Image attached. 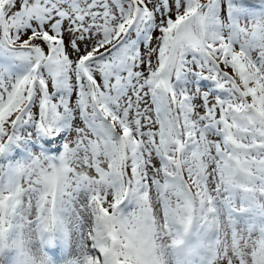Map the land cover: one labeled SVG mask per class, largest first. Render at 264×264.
I'll list each match as a JSON object with an SVG mask.
<instances>
[{"label": "snow or ice", "instance_id": "1", "mask_svg": "<svg viewBox=\"0 0 264 264\" xmlns=\"http://www.w3.org/2000/svg\"><path fill=\"white\" fill-rule=\"evenodd\" d=\"M26 246L264 264V0H0V264Z\"/></svg>", "mask_w": 264, "mask_h": 264}, {"label": "clouds", "instance_id": "2", "mask_svg": "<svg viewBox=\"0 0 264 264\" xmlns=\"http://www.w3.org/2000/svg\"><path fill=\"white\" fill-rule=\"evenodd\" d=\"M32 243H36V241H32ZM35 257V249H32L30 247H25L24 249H22L21 251V255L19 257V261L18 264H27L26 262V257ZM36 264H39V261H36Z\"/></svg>", "mask_w": 264, "mask_h": 264}, {"label": "rangeland", "instance_id": "3", "mask_svg": "<svg viewBox=\"0 0 264 264\" xmlns=\"http://www.w3.org/2000/svg\"><path fill=\"white\" fill-rule=\"evenodd\" d=\"M259 5H257V7H258Z\"/></svg>", "mask_w": 264, "mask_h": 264}]
</instances>
